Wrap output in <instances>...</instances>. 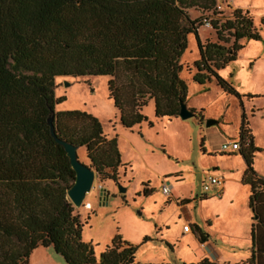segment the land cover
<instances>
[{"label":"trees","instance_id":"1","mask_svg":"<svg viewBox=\"0 0 264 264\" xmlns=\"http://www.w3.org/2000/svg\"><path fill=\"white\" fill-rule=\"evenodd\" d=\"M217 1L0 0V264H29L38 247H52L66 264H135L137 247L119 236L98 256L91 243L82 241L84 224L67 197L75 174L48 121L56 138L85 149L99 176L116 181L125 164L117 138L104 135L93 116L56 112L65 99L55 97V80L106 77L120 125L152 127L141 113L149 101L155 118L168 120L178 118L180 103L186 101L179 61L193 35L199 53L193 82L203 86L214 80L241 103V95L217 71L235 60L243 48L240 41H259L260 35L247 12L234 10L232 19L211 23L217 40L227 43V35L232 47L201 43L205 14L216 11ZM191 10L199 17L190 19ZM239 139L243 148L222 154L238 153L246 165L242 184L249 187L248 206L258 216L251 229L256 244L264 229V179L253 170L259 150L245 116ZM142 194L149 196L147 186Z\"/></svg>","mask_w":264,"mask_h":264},{"label":"rangeland","instance_id":"2","mask_svg":"<svg viewBox=\"0 0 264 264\" xmlns=\"http://www.w3.org/2000/svg\"><path fill=\"white\" fill-rule=\"evenodd\" d=\"M220 7L221 10L205 14L209 27L203 26L200 30L201 43H216L230 49L233 39L226 35L228 42H219L211 23L232 19L234 10L247 12L260 35L259 41H240L243 48L237 52L235 60L217 71L241 95V103L224 94L214 80L203 86L193 82L196 72L193 64L199 60L193 35L187 37L179 61L180 78L187 87L185 103L188 109L195 111L187 120L156 119L154 102L149 101L141 113L152 127L142 123L125 129L119 123L113 102L108 99L106 77L55 80V97L65 99L56 107V112L81 111L93 116L104 135L117 138L121 162L125 164L118 169L116 181L95 172L93 187L84 200L90 207L74 208V214L79 215L84 224L82 241L91 243L96 255L104 252L112 239L119 236L137 247L136 264H176L190 258L188 244L192 243V235L184 232V225L191 223L182 217L177 207L179 203H176L178 199L195 200L188 209L201 228L213 213L218 216L217 221L208 223L213 222L219 231L237 232L247 210L250 213L247 190L233 187L231 201L222 203L217 197L208 199L212 192H204L203 186L208 176L230 181L240 178L243 159L238 153L234 157L223 155L221 147L234 140L240 141L242 116L248 123L253 146L259 150L254 154L253 170L264 179V28L260 26L264 0H229L222 2ZM188 14L190 19L200 15L197 10ZM77 155L81 163L91 168L84 148H79ZM162 184L170 187L169 195L162 192ZM146 186L150 194L144 197L142 191ZM120 187L126 191L121 193ZM203 198L208 200L198 202ZM42 248L46 254L32 255L31 264H66L52 247Z\"/></svg>","mask_w":264,"mask_h":264},{"label":"crops","instance_id":"3","mask_svg":"<svg viewBox=\"0 0 264 264\" xmlns=\"http://www.w3.org/2000/svg\"><path fill=\"white\" fill-rule=\"evenodd\" d=\"M229 0H226V3ZM223 0H218L217 5L220 6ZM225 2V1H224ZM223 2V3H224ZM236 141V140H234ZM223 145V144H222ZM238 157H241L240 155ZM242 158V157H241ZM246 170V165H243V172L240 178H236L237 180H229L228 178L224 179L222 196L218 198L220 202L231 201L230 193L233 191V187H241L248 191L247 198V206L248 199L250 196V189L248 186L242 184V178L244 176ZM227 177V176H226ZM181 178V177H178ZM258 178H260L258 176ZM213 199V198H208ZM203 199L198 202H202ZM189 201L186 204L177 205L178 209L181 212L182 217L191 223L190 232L186 234L192 235V243L188 244V248L191 252V257L186 260H179L176 264H200L203 261H207L210 264H250L249 261L253 259L252 264H264V229L260 228L257 243L254 244L251 237V229L252 226L256 224L258 216L253 215L251 210H247V213L244 215V219L242 221L241 227L237 232L233 230H227V232L219 231L213 222L210 224L208 222L217 221V215L211 214L205 222V226L203 228L200 227L196 222L193 221L191 213L188 209V206L195 200H191V198H183L178 199L176 203L178 204L181 201ZM89 204V203H88ZM252 215V219H251ZM264 217V213H263ZM185 226V225H184ZM195 226V229H194ZM202 236L203 241L200 240V235ZM192 245V246H191ZM42 247H38L33 250L29 256V264H31V256L38 254H46V250ZM98 256V255H97ZM136 264V263H135ZM151 264V263H148ZM155 264H169V263H155Z\"/></svg>","mask_w":264,"mask_h":264},{"label":"water","instance_id":"4","mask_svg":"<svg viewBox=\"0 0 264 264\" xmlns=\"http://www.w3.org/2000/svg\"><path fill=\"white\" fill-rule=\"evenodd\" d=\"M193 116L194 113L190 109H188L186 103H180L178 118L187 120L192 118ZM48 124L50 127L51 136L55 139V142L58 145L63 147L66 156L69 159L70 167L75 174L74 182L67 191V197L76 209L81 208L83 207L86 195L91 191L93 187L95 171L79 161L77 155V147L56 138L52 119L48 121ZM125 191L126 189L120 187L121 193Z\"/></svg>","mask_w":264,"mask_h":264},{"label":"built area","instance_id":"5","mask_svg":"<svg viewBox=\"0 0 264 264\" xmlns=\"http://www.w3.org/2000/svg\"><path fill=\"white\" fill-rule=\"evenodd\" d=\"M216 9L221 10V7L219 5L216 6ZM204 26L209 27V23L207 21H204ZM242 147L241 141H232L230 143L223 144L221 147V150L224 152H236L239 151ZM223 183L224 180L221 177L216 176H208L207 178V184L203 186L204 192H212V197L220 198L222 196V190H223ZM162 192L166 195L170 194V187L168 185L162 184ZM86 208L90 207V204H84ZM191 227L190 225L184 226V232L188 233L190 232Z\"/></svg>","mask_w":264,"mask_h":264}]
</instances>
